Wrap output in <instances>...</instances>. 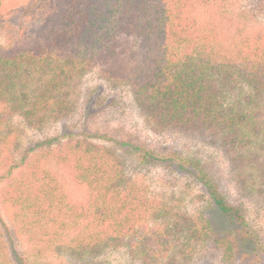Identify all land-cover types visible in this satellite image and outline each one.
Masks as SVG:
<instances>
[{"label": "trees", "instance_id": "16d2710c", "mask_svg": "<svg viewBox=\"0 0 264 264\" xmlns=\"http://www.w3.org/2000/svg\"><path fill=\"white\" fill-rule=\"evenodd\" d=\"M22 2L0 0V31H8L0 39V193L36 259L21 255V264H95L123 249L141 264H185L209 251L226 264H264V242L244 208L229 202L200 160L88 131L23 149L12 128L17 117L44 127L69 115L75 77L101 66L127 79L158 127L223 147L242 192L264 197V33L240 29L244 12L223 13L234 0H29L37 11L48 8L34 40L9 33ZM258 5L264 9V0ZM97 138L141 165L187 171L252 252L239 256L238 231L215 227L206 209L189 213L149 198L122 156L91 141ZM51 161L83 197L69 198ZM8 256L0 225V264H11Z\"/></svg>", "mask_w": 264, "mask_h": 264}, {"label": "rangeland", "instance_id": "374dc122", "mask_svg": "<svg viewBox=\"0 0 264 264\" xmlns=\"http://www.w3.org/2000/svg\"><path fill=\"white\" fill-rule=\"evenodd\" d=\"M261 0H234L232 6L223 7V13L230 12L231 16H238L244 12L243 26L249 25L254 31L264 33V9L259 7ZM29 0L22 2V9L12 17V31L10 35H18L27 40H34L44 21V14L48 10L37 11L28 6ZM47 2L42 4L45 7ZM20 7V8H21ZM234 13V14H233ZM246 21V22H245ZM243 23V22H242ZM239 31V30H238ZM26 32V36L23 37ZM8 34L0 31V39ZM134 38L130 39V45ZM128 45V46H130ZM123 47V46H122ZM131 47V46H130ZM120 57V63L126 64L130 55ZM70 92L74 93L72 99L76 102L75 108L69 115L48 122L44 127L31 126L23 118L17 117L12 124L13 130L20 135L23 149L35 144L45 142L51 138L60 137L68 132L81 133L88 131L97 135H106L110 139L128 141L146 145L150 150L162 156L176 153L183 157L194 158L201 161L208 172L218 181L220 189L229 202L241 205L250 230L264 242V197L259 194L249 195L240 189V177L233 167L231 158L218 146L207 139L181 130L164 129L158 127L149 118L147 110L138 103L133 86L127 79L117 72L109 74L105 68L98 66L87 70L82 76H76ZM97 145L116 150L122 156L127 173L138 177L143 183L145 194L162 204H168L177 210L198 212L206 209L205 215L213 225L219 229H235L238 231L240 241L239 256L252 252V244L243 232L231 226L211 203L207 192L196 180L178 165L168 162L158 166L141 165L134 158L125 156L122 149L105 139L91 140ZM264 154V153H263ZM48 166L52 169L59 183L63 184L69 193L70 199L83 197L84 192L75 186L72 179L58 169L51 161ZM6 181L0 183V192L4 189ZM0 225L6 234L8 243L9 261L11 264H21V255H27L29 260L35 261L30 250L31 244L24 236L17 232L15 219L11 211L3 204L0 193ZM39 260V259H37ZM44 263H51L53 259L42 258ZM95 264H141L132 259L126 251H108L96 260ZM185 264H226L220 256L209 251L195 255L193 260Z\"/></svg>", "mask_w": 264, "mask_h": 264}]
</instances>
